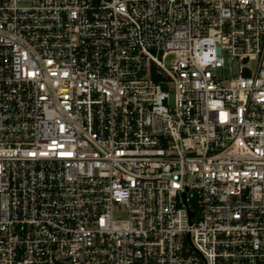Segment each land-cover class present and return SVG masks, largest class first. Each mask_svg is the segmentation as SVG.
Here are the masks:
<instances>
[{"label":"built area","instance_id":"2783aa9c","mask_svg":"<svg viewBox=\"0 0 264 264\" xmlns=\"http://www.w3.org/2000/svg\"><path fill=\"white\" fill-rule=\"evenodd\" d=\"M0 264H264V0H0Z\"/></svg>","mask_w":264,"mask_h":264},{"label":"rangeland","instance_id":"374dc122","mask_svg":"<svg viewBox=\"0 0 264 264\" xmlns=\"http://www.w3.org/2000/svg\"><path fill=\"white\" fill-rule=\"evenodd\" d=\"M172 59H173V57L172 56H169V58L166 60V64L167 65H170L171 62H172ZM237 72H238V69H237V66L235 65L234 66V73L236 74ZM220 75H222V74L220 73ZM223 76L224 77H230L231 76V69H230V67H226L224 69Z\"/></svg>","mask_w":264,"mask_h":264},{"label":"water","instance_id":"95a60500","mask_svg":"<svg viewBox=\"0 0 264 264\" xmlns=\"http://www.w3.org/2000/svg\"><path fill=\"white\" fill-rule=\"evenodd\" d=\"M191 215H192V212H191Z\"/></svg>","mask_w":264,"mask_h":264}]
</instances>
